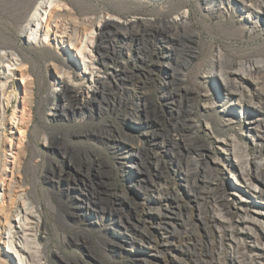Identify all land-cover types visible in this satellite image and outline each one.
I'll return each instance as SVG.
<instances>
[{"label":"rangeland","instance_id":"1","mask_svg":"<svg viewBox=\"0 0 264 264\" xmlns=\"http://www.w3.org/2000/svg\"><path fill=\"white\" fill-rule=\"evenodd\" d=\"M11 1L0 0V45H9L16 52L13 60L5 64L2 71L3 78L0 79V206L4 197L1 176L3 177L6 164L8 166L12 162V149L19 146V141L22 146L30 145L28 157L35 162H41V157L38 156L40 153L50 155L55 161L60 159L58 153L47 154L51 153V150L47 148L46 136L39 135V129L48 133L58 132L59 129H51L40 121L41 115L38 112L36 101L33 103L31 111L24 106L21 99L24 96L26 79L23 80L20 77L18 68L22 65L29 71L28 79H32L36 84V98L44 91H48L53 98L51 110L46 111L48 122H51L53 107L57 104V93L61 92L64 86V83H57L51 79V72L46 68L45 61L55 52L53 48L52 53L45 49L52 40V36L46 33V12L62 0H36L25 15H18L9 6ZM64 1L72 4L79 1L86 6L96 7L97 10L99 9L98 12L100 11L98 20H101L90 33L83 35L79 50L71 53L73 63L70 67L77 78L64 76L65 85L69 88L91 87L96 74L105 76L103 70L98 72L96 69L94 73H91V60L88 57L97 55L93 50V43L99 33L98 26L104 21H113L122 26L123 23L128 24L137 19L153 21L158 16L165 21V26H169V22L180 19L179 15H187L192 11V20L197 24V27L199 29L206 28V32L213 33L217 38L209 36L208 33L204 34L202 38L204 53L209 52L212 45L219 44L234 62L243 57L264 58V30L261 28L260 30L257 28L248 38L229 39L222 34L225 31L237 32L242 29L238 22L239 17L237 18L228 9L229 0H140L141 4L135 7L134 14H127L125 17L105 13L107 9L118 8L116 0ZM254 1L257 4H264V0ZM231 2L235 3L234 0ZM219 9H221V13L212 14L213 11L217 12ZM236 11L239 10L236 9ZM19 28H24L25 33L19 35ZM123 44L121 48L116 47L119 56L116 58V63L110 64V66H122L126 61H132L137 56L141 58H145L144 55L147 56L145 52L142 53L138 49L141 47L147 50L145 47L149 48V45L146 42L131 43L126 40V44ZM153 59L163 62V68H151L153 73L138 75L137 85L130 86L131 91L123 95L126 99L133 101L134 104L131 107L133 109H138V106L144 102L153 108V111L158 112L161 105L166 104L163 97L170 92V89L175 91V89L187 86L194 88V81L200 82L194 77V81L179 86L176 81H172L173 73L168 68L169 65H174L172 62L174 59L167 60L162 57ZM202 59L203 56L199 58L198 62ZM136 65L145 66L140 60ZM130 70L137 73L132 65ZM61 77L63 78V76ZM165 82H168V85H165ZM218 86V82L212 81L203 84L201 88L209 92V100H212L217 92H221ZM204 99L196 100V110L193 116L209 121L215 135L220 138L241 132V124L223 126L217 111L205 112L202 109L206 102ZM136 113L142 120H146L144 114L142 115L138 111ZM135 117L124 119L109 112L107 117L101 116L96 121L111 123L113 129L121 131L127 137L129 145L124 144L123 148L127 154L133 153L134 149L131 146L145 144L147 148L145 157L148 158L152 152L158 150L152 146V142L146 143L149 132L155 130L156 127L155 125H141ZM14 118H17L19 122L24 118L28 123L27 128L19 130L17 124L11 127L10 122L14 121ZM80 119L78 117L76 121L78 122ZM198 132L187 134L186 139L195 137L191 139V143L211 145V152L204 160V164H207L209 169L204 168L201 175L212 174L218 177L220 182L226 185L227 189L229 188L231 193L229 203H232V198H235L249 210L253 209L251 203L257 207H263L264 196H260L258 191L264 192V186L254 180L255 165L250 164V171L253 172L250 179L258 185V193H248L237 185L240 180L239 176L227 172L223 163L217 165L212 163L214 157H223L224 154L214 147L213 139L209 134L201 130ZM243 137L244 142L248 145L249 156L264 158V137L255 138L254 142L252 139ZM177 139H180V136ZM71 142L76 153L85 155L84 151L89 150L103 164L109 187L107 189L97 185L99 196L107 195L108 192L106 193L105 189L110 193L124 195L121 201L117 200L114 204L116 213L105 211L95 214L93 212L95 206L89 201L88 188L73 184L71 185V188H74L72 190L68 189V184L60 185V191H58L60 197L54 196V202L60 214H57L55 209L54 213L49 210L45 214V227L50 234V239L44 246L45 242L39 238V229L43 225L41 206L30 200L27 195H23L24 203L15 207L10 224L3 230L0 243L1 261L6 264H31L30 255H33L34 259L41 264H46V258L51 261V264H264V232L259 227L250 225L254 229L250 231L254 237L248 234V229L236 230L235 237L239 240V244L230 241V235H224L227 232L223 225L214 220L210 213V204L205 200L195 198L189 189L184 187L187 179L182 173L192 161L186 151L181 150V156H179L176 149L160 148L159 160L161 162L159 167L153 165L157 170L151 172L154 173L153 179L158 188L157 191L144 181V175L140 172L145 169V166L138 164L135 157H126L128 155L122 150L118 151L116 147L112 148L108 143H100L93 139L72 138ZM93 146L96 150H93ZM25 169L31 181L35 183L37 175L31 168L28 159L25 161ZM64 169L74 173L70 165ZM193 176L194 173L190 174L188 180H191ZM33 183H31L32 193L33 197H36L39 194L37 188H33ZM175 194H179L180 199L170 205L168 200H171ZM41 196L46 197L45 195ZM241 199L243 201H240ZM157 208H161L163 211L166 208H172L181 216H178L179 219L176 218V220H168L169 224H165L166 221L154 213ZM67 214L71 215L67 217ZM64 236L66 237L65 241H63ZM68 239L71 240V243L66 242ZM23 248L26 251H22ZM53 251L56 256L53 255ZM235 258L237 260L234 261Z\"/></svg>","mask_w":264,"mask_h":264},{"label":"bare ground","instance_id":"2","mask_svg":"<svg viewBox=\"0 0 264 264\" xmlns=\"http://www.w3.org/2000/svg\"><path fill=\"white\" fill-rule=\"evenodd\" d=\"M35 1L12 0L9 6L18 15H25ZM116 1L118 2V8L115 10L107 9L105 12L107 15L113 14L125 17L127 14H134L135 7L141 4L140 0ZM229 1L228 9L237 18L239 17L238 22L242 29L237 32H223L222 34L226 38H248L252 36L257 28L264 30V4H257L254 0H234L235 3L233 4L231 0ZM236 9L239 11L237 12ZM98 10L94 6L89 7L79 1L72 4L62 0L46 12V33L52 36V40L45 49L50 53H52V48L55 49V52L45 59L46 68L51 72V79L54 82L64 83L61 92L57 93V104L53 107L51 122L46 119V111L51 110V105H53V98L50 93L44 91L42 95L36 98V84L32 79H28L30 76L29 71L22 65L18 68L20 77L23 80L26 79L24 96L21 99L25 104L23 105L31 111L32 105L36 101L38 112L41 115L40 121L51 129H59L58 132L52 131L50 133L39 129V135L44 134L46 136L47 148L51 150V153L47 154L58 153L60 159L55 161L50 155L40 153L38 156L41 157V162H35L28 157L30 145L22 146L20 141L19 146L17 145L12 149L13 160L8 166L6 164L3 177L1 176L4 197L0 206V243L4 233L3 230L10 224L15 207L24 203L23 195H27L30 200L41 206L43 225L39 229V238L42 242H45L44 246L48 244L50 234L47 232V227H45L44 217L49 210L54 213V209L57 214H60L55 205L54 196L60 197L58 191H60V185L63 184H68V189L72 190L74 189L71 188L73 184L88 188L89 201L95 206L93 210L95 214L104 213L105 211L115 212V202L117 200L121 201L124 195L107 191L109 183L103 164L89 150L84 151L85 155L76 153L71 142L72 138L93 139L100 143H108L112 148L116 147L118 151L122 150L126 153L123 148L125 147L124 144L129 145L127 137L121 131L118 132L113 129L111 123L106 124L96 121L101 116L107 117L109 112L124 119L136 116L135 119L138 123L144 126L155 125L156 128L149 132L146 143L152 142V146L158 148L157 151L152 152V155L146 158L147 148L144 144L136 147L131 146L134 149L133 153H126L128 155L126 157H135L138 164L145 166V169L139 172L144 175V181L148 182L154 190L158 191V188L153 179L154 173L151 172L157 170L155 167H159L161 162L159 160L160 148L170 147L171 150L176 149L179 156H181V150H184L192 160L190 165L186 166L185 172L181 171L187 179L184 187L189 189L195 198H200V200H205L210 204V213H212L214 220L223 225L224 230L227 232L224 235H230V241L239 244V240L235 237L236 230L244 231L248 229V234L254 237L250 233L251 230H254L250 225H255L264 232V220H261L264 219V206L257 207L251 203L253 209L249 210L243 207L239 201L237 202L235 198H232L233 202L229 203L231 196L229 188L227 189V186L212 174L209 176L201 175L204 168L209 169V166L204 164V160L207 154L211 152V145L191 143V139L195 137L186 139L187 134L199 133L200 130L209 134L213 139L214 147L224 154L223 157H214L212 163L216 165L223 163L227 172L239 176L240 180L237 185L240 188L248 193H256L258 185L250 179L253 173L250 171V164L252 163L256 168L254 180L264 186V158L249 156L248 145L243 139V136H245L254 142L255 138L261 139L264 137V58L243 57L234 62L219 44L212 45L210 51L204 53L202 43L204 34L208 33L213 38H216V36L213 33L206 32V28L199 29L197 27V24L192 20V11L187 15H179L180 19L169 22V26H165V21L158 16L153 21L137 19L128 24L123 23L122 26L113 21H104L98 26L99 33L93 43V50L97 55L89 54L88 57L91 60V73H94L96 69H98V72L103 70L105 76L96 74L91 87L69 88L65 85L64 76L77 78L70 67L73 63L71 53L79 50L83 35L90 33L97 27V23L101 22V20H98L100 12ZM215 13H221V9L212 12V14ZM18 33L19 35L24 34L25 29L19 28ZM126 40L131 43L135 41L146 42L149 45V48L145 47L147 50L141 47H138V49L142 53L145 52L147 56L144 55L145 58L137 56L132 61H126L122 66H110V64L116 63V58L119 56L116 47L121 48L124 45L123 43L126 44ZM14 56H16V52L11 46L0 45V79L3 78L2 71L5 64L12 61ZM202 56V61L198 62ZM154 57H162L167 60L174 59L172 61L174 65H169L168 68L173 73L172 81H176L179 86L194 81V77L200 82L194 81V88L187 86L175 89V91L170 89V92L163 97L166 104L161 105L158 112L153 111V108L144 102L138 106V109H133L131 108L134 104L133 101L126 99L123 95L131 91L130 86L137 85L138 75L153 73L151 68H163L164 63L154 61ZM139 60L145 66L136 65ZM131 65L137 70V73L130 70ZM212 81L218 82L221 92H217L216 96L209 100V92L201 87H203V84ZM165 85H168V82H165ZM1 92L3 91L1 90ZM199 98L206 99L205 104L202 106L205 112L217 111L223 126L241 124V132L233 133L224 138L216 136L209 121L204 120L205 118L201 120L193 116L196 110V100ZM137 111L145 115V121L136 113ZM78 117L81 119L77 122ZM108 120L110 119L108 118ZM10 124L11 127L17 124L19 130L27 128L28 125L24 118L20 122L17 118H14V121ZM178 136H180V139H177ZM93 150H96L94 146ZM27 159L37 175L35 183L31 181L25 169ZM69 165L72 166L74 173L64 169ZM192 173H194L193 178L188 180V176ZM31 183H33V188H37L39 195L36 197H33ZM97 185L107 188L104 190L106 193L108 192L105 197L99 196ZM258 192L260 196H264V192L261 190ZM40 194L46 197L43 198ZM179 199V194H175L171 200H168V203L173 205ZM154 213L164 219L165 224H169L168 220H176L178 216H181L172 208H166L164 211L157 208ZM69 215L71 214H67V217ZM65 239L64 236L63 241ZM66 242L71 243V240L68 239ZM22 251L26 250L23 248ZM53 255L56 256L55 251H53ZM30 258L32 260L31 264H41L34 259L33 255H30ZM0 264L6 263L0 260ZM46 264H51V261L47 258Z\"/></svg>","mask_w":264,"mask_h":264}]
</instances>
